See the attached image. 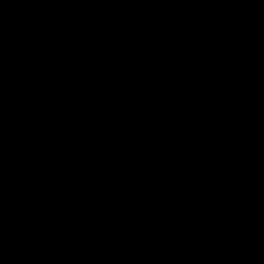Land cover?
Here are the masks:
<instances>
[{
  "label": "water",
  "instance_id": "1",
  "mask_svg": "<svg viewBox=\"0 0 264 264\" xmlns=\"http://www.w3.org/2000/svg\"><path fill=\"white\" fill-rule=\"evenodd\" d=\"M0 264H264V0H0Z\"/></svg>",
  "mask_w": 264,
  "mask_h": 264
}]
</instances>
